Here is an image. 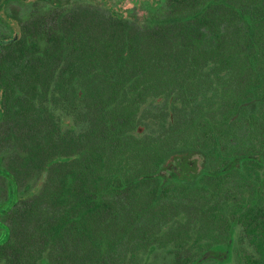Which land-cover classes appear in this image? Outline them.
<instances>
[{
	"label": "trees",
	"instance_id": "16d2710c",
	"mask_svg": "<svg viewBox=\"0 0 264 264\" xmlns=\"http://www.w3.org/2000/svg\"><path fill=\"white\" fill-rule=\"evenodd\" d=\"M35 14L1 59L0 264H264V0Z\"/></svg>",
	"mask_w": 264,
	"mask_h": 264
},
{
	"label": "flooded vegetation",
	"instance_id": "af4514ba",
	"mask_svg": "<svg viewBox=\"0 0 264 264\" xmlns=\"http://www.w3.org/2000/svg\"><path fill=\"white\" fill-rule=\"evenodd\" d=\"M98 4L106 3L108 0H98ZM145 2V5L152 2L155 5L160 6L165 2V0H142ZM13 4L17 5V7L21 8L22 6L27 5V10L22 13V15H16L15 10L12 9L14 6ZM95 4V3H94ZM97 4V3H96ZM95 5L88 6L81 2V0H0V41H8L14 36L20 38L22 35V27L24 25H28L31 23H36V19L38 15L35 14V11L44 8L53 9L55 7H61L63 10H68L70 8L76 7H85L90 10H100L99 7ZM9 6V7H8ZM36 6V8H35ZM10 8L9 13H6V9ZM16 7V8H17ZM156 7V6H154ZM156 8L149 12L142 13L140 16H130L125 17L122 13H117L115 11H109L110 16H116L119 18H123L129 20L133 23H144L149 17H151L156 12ZM15 8V9H16ZM9 21V22H8ZM11 21L16 22V26H14ZM10 23V25H8ZM8 30V31H7ZM7 44L0 43V244L4 241L3 236L9 233V214L14 208V203L18 202L20 198V194L17 190H9L6 186V179L8 175H11L6 171V164L9 162L10 157L8 154L11 153L12 144L7 142V131L10 129H20V127L15 126L12 124L10 120L7 119V81L11 80L6 77V66L7 62L5 60H1L5 57V52L8 50ZM18 49L21 46H17ZM35 65L39 63L34 62ZM48 81L52 84L54 79L52 77L48 78ZM53 110H51V121L53 122ZM66 121H69L66 119ZM50 128H53L51 125Z\"/></svg>",
	"mask_w": 264,
	"mask_h": 264
},
{
	"label": "rangeland",
	"instance_id": "374dc122",
	"mask_svg": "<svg viewBox=\"0 0 264 264\" xmlns=\"http://www.w3.org/2000/svg\"><path fill=\"white\" fill-rule=\"evenodd\" d=\"M72 1H75V0H72ZM81 2L84 3L85 5H88V6H93L97 3L96 6L99 7L100 10L105 15L110 16L109 11L112 10V11H115L117 13H122L123 16H125V17H130L131 15L132 16H134V15L140 16L142 13L149 12V11L153 10V8H156L158 5V3H157V5H155L152 2L145 5V2H143L142 0H108L106 3H102V4H98L99 3L98 0H81ZM13 5L14 6L12 7V9L15 10L14 11L15 14L18 16L22 15V13L27 10V5L22 6L21 8L17 7V5H15V4H13ZM154 6H156V7H154ZM8 7L6 9L7 14L10 11V8H8ZM10 23H12L14 26H16V24H15L16 22L11 21ZM10 23L8 25H10ZM149 107H151V106H149ZM146 124H148V123L146 122ZM144 128H145V130L148 131L153 127H151V126L146 127V125H145ZM230 264H237V263L233 260Z\"/></svg>",
	"mask_w": 264,
	"mask_h": 264
},
{
	"label": "water",
	"instance_id": "95a60500",
	"mask_svg": "<svg viewBox=\"0 0 264 264\" xmlns=\"http://www.w3.org/2000/svg\"><path fill=\"white\" fill-rule=\"evenodd\" d=\"M16 39H17V36H14V38H12L8 41H0V43H2V44L13 43L16 41Z\"/></svg>",
	"mask_w": 264,
	"mask_h": 264
}]
</instances>
